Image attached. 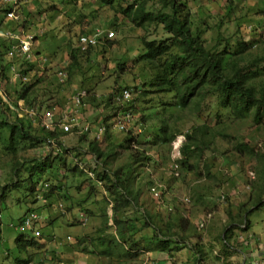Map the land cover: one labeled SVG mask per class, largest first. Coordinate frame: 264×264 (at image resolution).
Segmentation results:
<instances>
[{
	"label": "rangeland",
	"instance_id": "374dc122",
	"mask_svg": "<svg viewBox=\"0 0 264 264\" xmlns=\"http://www.w3.org/2000/svg\"><path fill=\"white\" fill-rule=\"evenodd\" d=\"M32 1L34 0L21 2L17 11L19 21L12 24V27L22 31V36L32 37V61H41L38 72L32 77L34 81L38 78L34 86V96L41 110L38 112L33 109L36 117H31L34 121L31 122L30 132L37 133L40 128L37 123H41L40 116L45 111H49L55 120L67 115L78 119L80 123L86 122L92 130L82 135L63 133L59 138V143L65 150L64 153H58L61 162L55 160L46 169L43 177H36L38 183L34 195L27 199L23 198L20 189H11L10 185L15 179H23L26 169L37 161L53 159L57 155L54 150L56 147L48 141L34 148L27 147L28 142L22 143L16 152V159L21 166L14 179L12 161L0 143V195L1 191L4 192V197H0V264H19L16 261L18 258L29 259L28 264H130L123 258L116 261L114 258L109 260L87 253L89 239L103 227V213L108 219L104 235L114 236L110 220L111 202L94 181H89L77 168L73 170V167H76L75 159L90 165L92 160L87 146L89 141L94 139L95 127L103 124L106 118L110 119L108 123L112 126L110 135L102 147L110 154L105 160H96V173L102 170L104 161V167L108 170L125 165L131 161L132 150L144 151L153 163L147 167L138 166L137 178L132 183L133 188L139 191V202L137 206L126 211V217L139 221L140 227L143 228L137 233L139 235L136 239L140 235L148 239L153 228H158L165 235L175 233L172 236L173 242H169L172 250L165 252L168 256L171 255L170 264H194L196 260L199 264H240V252L245 245L239 236L263 233L264 206L248 214L250 231L242 233L239 226L243 225L244 221L239 222L236 215L253 207L249 195L255 170H251L252 164L247 161V155L237 152L236 145L241 137L242 141L250 139L249 146L258 154L263 153L264 127L257 132L249 120L224 122L227 137L216 136L212 148L205 151L202 158H192L189 162L192 166L186 167L188 170L184 169L178 162L182 156L175 146V140L180 136L171 144H163L156 139L160 136L159 128L166 123L182 133L192 124L207 122V114L203 112L200 119H195L189 110H163L160 106L154 108L155 102H150L154 96L140 97L138 92L132 89L140 84L138 67L133 64V60L142 51L141 38H166L167 35L161 27L137 28L124 19L121 20L122 16L117 12L100 8L96 0H35L31 3ZM187 1L192 19L206 17L211 26L218 23L223 17L226 5H230L229 0ZM232 1L236 14H245L249 20H253L252 23L239 28L240 38L249 41L254 35H260L257 38L260 41L259 46L264 44V0ZM96 30L103 33L112 31L114 38L109 40L108 44L103 41L94 46L87 54L79 53L77 68L69 73L66 70L70 63L69 48L76 46L78 36ZM236 30L237 27L232 24L228 27L229 33H235ZM212 32L214 31H208L205 38H209ZM5 56L14 66H18V56H10L8 52H5ZM120 63L125 64V70L121 73L116 68ZM60 71L67 74L63 83L57 79ZM14 85L15 82L10 83L8 79L0 80V95L12 112H16V108L11 105L14 100ZM115 87H129L133 91V99L140 97L139 101L131 103L132 108L129 104L123 109H130L132 115L131 120L127 122L129 125L126 132H118L114 128L113 115L118 107L112 100L108 106L105 104L107 97L115 94ZM82 91L86 96L80 107L75 109L71 98L76 92ZM150 106L152 108L149 109ZM212 129L217 131L223 128ZM137 135L138 145L133 144L131 150L125 144V138ZM207 168L209 175L206 173ZM174 172H178L179 177H175ZM153 183H159L166 189L161 201H156L149 192ZM46 193L48 198L43 197ZM184 197L189 199V203L181 201ZM58 204L63 206V210L57 208ZM227 209L235 216L234 220L228 219ZM28 212H38L42 217H46L47 221L42 224V240H37L39 247L29 248L19 254L15 241L21 233L19 218ZM145 212L152 216V220L143 227L141 218ZM80 213L85 218L81 219ZM76 218L81 219L80 223L76 222ZM228 223H232V226H228ZM231 227L233 229L230 231ZM224 233L228 236V245L231 247L229 250H223L221 237ZM23 234L32 235L30 231ZM67 237L70 238L69 241ZM182 238H187V241L181 242ZM252 239L253 247L256 248L259 241L256 239L255 242L253 236ZM153 244L155 245V240ZM144 251L135 264L158 262L155 257L158 252ZM148 253H151V256Z\"/></svg>",
	"mask_w": 264,
	"mask_h": 264
},
{
	"label": "trees",
	"instance_id": "16d2710c",
	"mask_svg": "<svg viewBox=\"0 0 264 264\" xmlns=\"http://www.w3.org/2000/svg\"><path fill=\"white\" fill-rule=\"evenodd\" d=\"M22 1L17 0L14 5L16 13ZM96 1L100 8H108L117 12L122 16L121 20L124 19L137 28L161 27V30L167 35L166 38L159 40L141 38L142 51L133 60V64L138 67L140 84L132 89L134 92H138L140 97L154 96V99H150V102H155L154 108L160 106L163 110H189L195 119H200L203 112L207 114V122L198 125H196L197 123L192 124L187 131L182 133L166 123L159 128L160 136L156 139L163 144H171L177 136H183L184 140L178 148L182 159L178 162L184 169L192 166L189 163L192 158L200 159L205 151L212 148L216 136L227 137L224 122L249 120L257 132L261 127H264V44L259 46L260 41L257 38L260 35H254V38L249 41L240 38L239 28L244 24L252 23L253 20H249L245 14H236L232 0H229L230 5H226L223 17L214 26L207 23L206 17L200 16L193 20L187 0ZM10 9H12L11 5L0 3V27L15 32L17 29L12 27V24L19 21V15L17 14L18 19L16 21L7 20L5 13ZM24 13H26L25 10ZM231 24L237 27L235 33L228 32V27ZM211 30L214 32L209 38H205L206 33ZM19 32L18 29L17 33ZM93 32L87 31L81 35H90ZM109 40L111 39L101 38L98 44L103 41L108 44ZM9 47L8 42L0 39V79L2 80H7L10 77L9 66L12 65V62L5 56ZM92 48L70 47L68 50L70 63L66 70L71 73L73 69H76L79 53L87 54L88 50ZM257 49L260 51L257 52ZM38 66L37 63L20 60L17 67H22L24 73L30 72L31 78L25 85L15 82L14 100L11 104L14 108H17L18 102L22 101L25 109H37L38 112L41 110L40 106L36 104V97L34 96V86L35 82H38V78L35 81L32 79L38 72ZM124 67L125 64L120 63L116 68L121 73L122 70H125ZM121 88L115 87L113 90L117 93ZM112 95L113 93L107 97L106 106L109 105V101L111 103ZM140 97L131 99L128 103L130 108H132L131 103L139 101ZM151 106L149 109L152 108ZM16 114L17 112H12L9 109L8 104L3 101L0 95V143L3 151L12 161L11 169L14 179L21 166L16 159V152L22 143L28 142L27 147L34 148L53 139L60 144L59 138L63 135V132L57 127L46 130L40 123H37L40 127L37 133H31L30 126L34 119L27 115L18 118ZM109 120L106 118L103 121L105 133L101 139H93L89 141L87 146L91 156H95L99 160L109 158L110 152H106L105 147H102L110 135L112 125L108 123ZM214 127L223 129L214 131L212 129ZM137 139L138 135L137 137H127L125 144L132 150L133 144L138 145ZM249 144L250 139L242 141L241 137L236 145L237 152L247 155V161L252 164L251 170H255V175L251 173L254 175L252 179L254 182L249 195L253 207L236 215L239 222L244 221L242 224L245 223L242 232L249 228L248 214L256 208L264 206V152L258 154ZM145 154L144 151L132 150L131 161L116 167L114 170L106 169L104 161L102 170L95 174V179L101 183V189L105 195L107 194L111 202L110 220L113 225L114 236L104 235L108 219L107 215L103 213V227L98 229L97 234L89 239L88 254L109 260L114 258L116 261L123 258L130 264H135L139 260L140 254L145 252L144 250L163 253L172 250L169 242H173L172 236L175 233L165 235L158 228H153L152 235H149L148 239L141 235L136 239V236L139 235L137 233L143 228L140 227L139 221L126 217V211L137 206L139 202V191L134 189L132 185L138 175L136 174L137 168L138 166L147 167L152 163V159ZM55 160L61 162L62 159L57 154L51 160L37 161L26 169V176L21 180L15 179L10 188L20 189L25 199L32 197L38 183L36 177H43L46 169ZM73 170H76V167H73ZM206 173L209 175L208 168ZM0 197H4V192L1 191ZM43 197L48 198V193L44 194ZM226 215L230 221L235 218L229 209L226 210ZM22 216L19 218V222ZM142 216L141 226L146 227L148 222L152 220V216L146 212ZM228 224V226H232V223ZM232 229L231 227L230 231ZM39 238L20 233L15 238L19 254L26 252L29 248L39 247L37 241ZM186 239L182 238L180 241L185 242ZM154 240L155 245L153 244ZM221 241L223 247L227 248L228 236L226 233L221 237ZM16 261L19 264L29 263V259L18 258ZM194 264H199V261L196 260Z\"/></svg>",
	"mask_w": 264,
	"mask_h": 264
},
{
	"label": "built area",
	"instance_id": "2783aa9c",
	"mask_svg": "<svg viewBox=\"0 0 264 264\" xmlns=\"http://www.w3.org/2000/svg\"><path fill=\"white\" fill-rule=\"evenodd\" d=\"M16 2L17 0H0V3L4 5L12 6V9L8 10L5 13V18L7 20L16 21L18 19V15L14 8V5L16 4ZM21 32L22 31L17 33V32L6 30L0 27V39L10 44V47L7 51L10 56H18V58L22 62H33L32 56L30 54L32 37H24L20 34ZM104 37L106 39H112L114 38V33L112 31L110 32L107 31L103 33L100 30H96L90 35H80L76 40V47H79L81 49H85L87 47H94L100 42L101 38H104ZM40 62H41L40 60L36 61L38 65ZM9 73H10V77L8 81L10 83L20 82L25 85L29 82L31 78L30 72L24 73L23 68L19 69L13 64L9 66ZM57 77H58L59 82H64L66 79V73L64 71H60L57 74ZM132 93L133 91L131 89L123 88L119 90L117 93H115L114 95H112L111 97L112 103L116 107H118L114 111L115 114H114V123H113L114 128H116L118 132L128 131L129 123L127 122L131 120L132 115L130 113V109H126V110H123V109L129 105L128 103L132 99V95H133ZM85 95L86 94L84 91L76 92L74 96L71 98V102L74 105L75 109L76 107L78 108L80 107L82 99L85 97ZM16 112H17V116L19 117H22L25 115H27L28 117H33V116L36 117L34 110L25 109L23 107L22 101L18 102ZM40 117H42V119L40 120L41 126L46 130H52L53 128L57 127L59 130H61L65 134H78V135L88 134L92 130V127L90 126V124L86 122L80 123L78 119L70 118L67 115H64L60 117L59 119L55 120L53 119L49 111H45L41 114ZM138 130H140V128H138L137 131ZM137 131H136V134H137ZM104 133H105L104 125L98 124L95 127L94 139L96 140L101 139ZM138 133H140V131H138ZM183 140H184L183 136L178 137L175 140V144H176L175 146L179 148ZM48 143L56 147V149L54 150L56 151L57 154L62 153V152L64 153L62 144H58V142H56L53 139L48 140ZM90 158L92 161L90 162L89 166L84 164L82 161L78 162L77 159H75V164H76L75 166L77 170L81 172L83 175H85L89 181H94L97 184V186L102 188L101 183L95 179V174H96L95 168H96V164L98 160L93 156H91ZM173 175L175 177H179L178 172H174ZM163 188H164L163 185L159 183H153L149 187V192L151 193V195L156 201H161V196L166 191V189H163ZM181 201L183 203H189V199L186 197L182 198ZM57 208L59 210H63V206L60 204L57 205ZM169 211H170V208H169ZM45 220H46V217H42V215L38 212H28L21 218V221L19 222V225H18L19 230L21 233L30 231L34 237L39 238L41 236L40 226ZM84 221L85 220L83 219L82 224H84ZM242 228H245V223L239 226L240 230H242ZM66 239L67 241L69 240L68 237ZM239 239L241 241L243 240L245 247L248 249V251H250L249 253L244 255L243 264H264V245L257 246L256 247L257 249L255 251L253 247L254 241L252 240L251 234H247L246 237L239 236ZM255 252H256V255H255Z\"/></svg>",
	"mask_w": 264,
	"mask_h": 264
},
{
	"label": "crops",
	"instance_id": "0c3cea01",
	"mask_svg": "<svg viewBox=\"0 0 264 264\" xmlns=\"http://www.w3.org/2000/svg\"><path fill=\"white\" fill-rule=\"evenodd\" d=\"M18 30V29H17ZM17 30L15 31V32H17ZM19 31H21V30H19ZM79 217L82 219V218H85V216H83V214L82 213H80L79 214ZM81 219H77L76 218V222H78V223H80V220ZM249 228H250V223H249ZM247 231V230H246ZM246 231H244V232H246ZM248 231H250V229H248ZM244 232H242V233H244ZM254 238H255V242H256V239L259 241V243L257 244L258 246H262V245H264V231H263V233L261 234V235H257V234H253V233H250ZM253 240V239H252ZM254 241V240H253ZM229 249H231V247H229V245L227 246V248H224L223 247V250H229ZM256 249L257 248H254V250L256 251ZM221 251V250H220ZM222 252V251H221ZM250 251H248V249L245 247V248H243V251H241L240 252V258H241V261H240V264H242V254H243V257H244V255L245 254H247V253H249ZM149 255L151 254V253H148ZM176 254H178V253H176ZM156 256V259L158 260V262L156 263V264H168L169 263V261H170V256H168L166 253H163V252H158V253H156L155 254ZM255 255H256V252H255ZM151 256V255H150ZM231 256V255H230ZM164 260H166V261H164ZM170 264V263H169Z\"/></svg>",
	"mask_w": 264,
	"mask_h": 264
},
{
	"label": "clouds",
	"instance_id": "9594fccd",
	"mask_svg": "<svg viewBox=\"0 0 264 264\" xmlns=\"http://www.w3.org/2000/svg\"><path fill=\"white\" fill-rule=\"evenodd\" d=\"M32 110H33V109H32ZM40 124H41V123H40ZM80 173H81V172H80ZM25 214H26V213H25ZM25 214H24V215H25ZM24 215H23V216H24ZM23 216H22V217H23ZM45 221H47V219H46ZM45 221H44V222H45ZM44 222H43L42 224H44ZM42 224H41V226H40V229H41V227H42ZM22 233H24V232H22Z\"/></svg>",
	"mask_w": 264,
	"mask_h": 264
}]
</instances>
